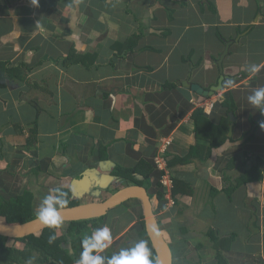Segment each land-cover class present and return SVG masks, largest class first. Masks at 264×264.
Segmentation results:
<instances>
[{
    "label": "crops",
    "instance_id": "1",
    "mask_svg": "<svg viewBox=\"0 0 264 264\" xmlns=\"http://www.w3.org/2000/svg\"><path fill=\"white\" fill-rule=\"evenodd\" d=\"M149 2L61 0L49 5L39 0L33 6L30 0H0V63L33 67L28 85L7 80L0 90L6 154L0 171L10 166L30 172L37 162L54 187L75 188L73 199L102 201L106 181L110 192L124 184L111 176L114 164L132 168L140 160L150 162L165 141L167 168L175 163L168 171L178 191L175 208L166 211L170 223L161 224V230L174 241L185 229L187 235L178 241L198 249L194 254L203 264H212L214 249L229 264H264V179L243 183L230 196L224 192L226 178L235 184L257 157L264 175V129L258 125L250 132V120L257 125L264 115L247 101L254 89L264 87V0H183L185 6L160 0L154 7ZM164 8L173 11L171 20ZM161 29L168 33L160 35ZM239 34L223 62L233 85L211 99L232 92L237 107L232 136L229 127L227 132L232 140L214 149L207 161L179 165L177 158H187L196 138L206 142L216 135L220 141L225 132L224 113L215 105L210 115L202 109L205 116L195 134L192 114L209 100L183 82L204 89L216 85L224 42ZM133 35L142 36L126 53L124 43ZM250 64L259 71H246ZM207 118L217 128L215 135ZM31 130L37 142L26 150ZM179 211L177 219L186 223L175 227ZM108 214L103 226L111 228L120 213ZM134 224L113 237L102 255L110 256L120 238L134 241ZM209 227L214 242L206 237Z\"/></svg>",
    "mask_w": 264,
    "mask_h": 264
},
{
    "label": "trees",
    "instance_id": "2",
    "mask_svg": "<svg viewBox=\"0 0 264 264\" xmlns=\"http://www.w3.org/2000/svg\"><path fill=\"white\" fill-rule=\"evenodd\" d=\"M44 1L50 5L53 1L60 2L61 0ZM148 1H150V7L158 6L160 2V0ZM170 1L181 6H185L183 0ZM208 5H210L209 9L211 11H214L212 4L209 3ZM164 10L167 13L168 19L171 20L173 11L167 8H164ZM167 33L168 30L166 29L159 30V34L162 36L166 35ZM141 36L142 35H133L127 39V41L124 43L125 46H127L126 53L133 51L136 42ZM221 41L223 40L221 39ZM118 45H120V43L116 44V46ZM32 69L33 67L25 66L21 63L15 66L7 65L6 63H0V90L6 89L7 80L25 82L26 85H28L29 81L27 78ZM174 87L175 86H172L171 88ZM164 88L166 87H163V89ZM216 107H219L224 113V118L221 123L225 125V132L222 139L219 141L215 137L216 132H214V130H217V128L215 125H213L210 119L207 118V126L211 127V129L213 130V133L215 135L214 138L206 142L196 138L195 144L190 148L187 158H177L178 160L176 162L179 165L190 164L195 160L200 162L207 161L212 157V151L214 149L220 148L225 143V141L232 140V138L227 137L228 127L230 126L229 113L235 114L237 107L230 90L224 92L216 101ZM203 116L205 115L202 108L196 109L192 114L195 134H197L198 132L199 121L202 122L201 119ZM250 121V124L252 125L250 132L253 133L258 125H260V123L256 125L253 120ZM18 131L19 130H16L17 133H19ZM36 142V132L35 130H31L29 132V137L26 139V146L24 148L26 150H29L30 147L35 146ZM4 153L5 143L3 141V138H0L1 159H4L6 157V154ZM169 156L170 154H166L164 156L166 158V161ZM153 158H155V155ZM255 162V165H252L249 170L244 172L241 175L240 180H237L235 184L230 183L226 178V182L229 183V186L224 189V192L227 194V196H230L233 191L243 183L260 182L264 179L263 170L260 168L263 160H261L260 157H257ZM144 163L147 165V167H144ZM34 164L35 166L31 169L30 172L34 173V175L37 176L38 173L42 172V169L40 164L37 165V162ZM173 164H175L173 161L168 162V168H171ZM7 169L10 170L11 168L9 167ZM4 171L7 172L6 169ZM4 171H0V173ZM136 175H140L142 177V180H137L135 178ZM111 176L122 179L124 182L123 187L136 185L146 188L153 202L156 215L159 210L165 208L164 192L159 183L161 173L156 169V166H154V159L150 162L140 160L136 164V166L132 168L114 164ZM188 187L191 188L190 186ZM61 189L68 193L69 204L65 208L80 204L72 198V191L70 189ZM118 190H116L115 192H117ZM177 191V181L174 180V188L172 190L173 197L176 196ZM154 200L156 201V204L154 203ZM138 203H134L133 205H131L132 207L130 205H126L125 203L122 206L116 208L119 209L120 215L114 218V221L110 228L112 232V239L121 230L134 222L135 224L131 227L130 231H133L134 234H136V239L138 241L145 240L147 242L148 247L151 249L152 255L156 258L144 229L143 215ZM36 208L37 207H35L34 202L32 201V195L28 191L22 190L13 195L8 191L5 179L0 176V221L7 224H24L33 221L36 219ZM108 215L69 222L67 223L65 230L62 229L64 223L59 228L48 227L37 234L22 239H8L0 236V264H27V261L29 260H32V264H77L82 251V239L86 235L92 234L95 229L102 227L106 219L108 218ZM159 225L161 226L160 222ZM208 229L209 230L206 233V237L210 242H214L216 240L214 231L211 227H209ZM52 235H55L56 239L52 243H49V237ZM165 236L166 234L164 235V237ZM10 241L21 243L23 247L15 248L13 246H8V243ZM167 242L169 243L172 251L173 264H203L201 262V258L198 257V255L193 256L195 250L198 249H195L193 246H191L188 241H180L177 243H171L170 241ZM133 245V243H127L120 238L116 242H114V251L109 255L111 256L115 253H118L121 248H128L132 247ZM213 251L214 255L212 258V264H229L219 249H214Z\"/></svg>",
    "mask_w": 264,
    "mask_h": 264
},
{
    "label": "water",
    "instance_id": "3",
    "mask_svg": "<svg viewBox=\"0 0 264 264\" xmlns=\"http://www.w3.org/2000/svg\"><path fill=\"white\" fill-rule=\"evenodd\" d=\"M242 35L243 34H239L236 39L224 42V49L220 54L219 59L216 61V65L220 72V77L216 85L211 86L209 89H204L200 85L190 83L189 80H186L183 82V86L189 88L195 95L204 99L213 98L216 94L221 93L224 89V81L230 79L228 76L224 75L223 62L229 55L231 45L237 43ZM229 121L230 126L228 135L231 137L236 121L233 113H229ZM86 180L88 179L84 176L83 181ZM72 191L75 192V188H72ZM131 200L139 201L143 215L144 229L155 256L159 260V264H173L172 251L162 233L158 216L155 214L153 202L146 188L142 186L133 185L123 187L105 200L87 202L64 208L61 212L63 223L105 216L110 211ZM154 226L159 229V235H155L152 232L151 229ZM46 228H48V226L42 224L37 218L24 224H7L0 221V236L8 239H22L37 234Z\"/></svg>",
    "mask_w": 264,
    "mask_h": 264
},
{
    "label": "clouds",
    "instance_id": "4",
    "mask_svg": "<svg viewBox=\"0 0 264 264\" xmlns=\"http://www.w3.org/2000/svg\"><path fill=\"white\" fill-rule=\"evenodd\" d=\"M33 6H38L39 0H30ZM246 71L254 74L259 71L255 64L247 65ZM233 80L224 82V87H232ZM247 101L264 115V87L254 89L247 96ZM259 127L264 129V122ZM69 204L68 193L61 188H51L41 199L35 210L36 218L45 226L59 228L63 224L62 210ZM155 235H159V229L155 226L151 229ZM56 239L55 235L49 237V243ZM112 243L111 229L105 225L95 229L92 234L86 235L82 241V251L77 264H159V260L152 255L151 249L145 240L137 241L134 246L121 248L118 253L106 257L102 253ZM32 264V260L27 261Z\"/></svg>",
    "mask_w": 264,
    "mask_h": 264
},
{
    "label": "rangeland",
    "instance_id": "5",
    "mask_svg": "<svg viewBox=\"0 0 264 264\" xmlns=\"http://www.w3.org/2000/svg\"><path fill=\"white\" fill-rule=\"evenodd\" d=\"M132 7H136V6L132 5ZM139 12H143V10H139ZM0 166H1V164H0ZM154 166H155V164H154ZM144 167H147V165L145 163H144ZM0 170H2V168ZM6 170H7V172H1L0 176L5 179V181L7 183L8 191L10 193H12L13 195L16 194L17 192L22 191V190L28 191L32 195V201L34 202L35 207H37L39 205L41 199L49 192V190L51 188H56V187H54L56 185L55 181L53 183L52 180H50V177L48 174L45 175L42 173H38V175L35 176L34 173H31V172L27 171L26 169H21V170L17 169V170H12V171H10L8 169H6ZM136 176H135V178H136ZM138 177H141V176L139 175ZM136 179L139 180L138 178H136ZM115 185H117V186H113L111 188L112 192L107 191L108 184L106 181L104 183V186H102V187H104V190L106 191V193L105 192L101 193L99 199L100 200L107 199L108 197H110L112 195L113 192H115L116 190H118L122 186V185L120 186L118 184H115ZM91 199H94V198H91ZM91 199L87 198V200H90V201H91ZM76 201L79 202L80 204H82V202H84V200L81 201L79 199H76ZM94 201H98V199H95ZM138 202L139 201H137V200H131L128 203H126V205L131 206L134 203L136 204ZM154 203L156 204L155 200H154ZM140 208H141V206H140ZM154 210H155V208H154ZM118 213H119V209H114L111 211V214H118ZM157 216L160 218L161 222H160V220H159V222L161 224L170 223V221H168V220L170 219L169 216H171V215L169 214V212H166L165 208L159 210L157 213ZM179 217H180V211L176 215L175 220L172 221L175 227H176V225L179 226V224L181 222L186 223V221H179L180 219H177ZM66 226H67V223H64L62 229L65 230ZM183 230H185V229H183ZM183 230L180 229V232L174 235V237H173V239H175L174 241L171 238H169V236L166 234L165 237L167 238V241H170L171 243H176L183 236L187 235L188 232L185 233L186 230L185 231H183ZM176 232H178V231L176 230ZM162 233H163V235H165L164 231H162ZM132 234H133L135 240L132 239L134 241H131V243L135 244L138 240L136 239V234H134V232H132ZM122 240L123 241H129L128 238L126 240H124V239H122ZM178 242H180V241H178ZM8 246H13L15 248H22L23 247V245L21 243H15V242H11V241L8 243ZM112 250L114 251L113 247H112ZM196 255L200 256V254H196ZM193 256H195V254Z\"/></svg>",
    "mask_w": 264,
    "mask_h": 264
},
{
    "label": "built area",
    "instance_id": "6",
    "mask_svg": "<svg viewBox=\"0 0 264 264\" xmlns=\"http://www.w3.org/2000/svg\"><path fill=\"white\" fill-rule=\"evenodd\" d=\"M211 99L212 98L207 99L209 100L207 103L201 104L199 106L200 108L204 110V112L207 115H210L212 113L216 105V101L218 100V99H215L214 101ZM166 144L168 143L163 141V146L159 149L158 154L154 158V164L156 166V169L161 173L159 183L164 192L165 210L167 211V210L175 208L176 200L172 195V190L174 188V177L168 171L166 158L164 157L167 151L166 146H165Z\"/></svg>",
    "mask_w": 264,
    "mask_h": 264
}]
</instances>
